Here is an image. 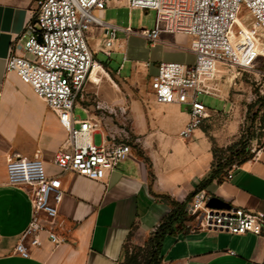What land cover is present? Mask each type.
<instances>
[{
  "label": "crops",
  "instance_id": "1",
  "mask_svg": "<svg viewBox=\"0 0 264 264\" xmlns=\"http://www.w3.org/2000/svg\"><path fill=\"white\" fill-rule=\"evenodd\" d=\"M35 2L0 0V264H122L127 244L144 247L172 211L170 201L187 202L208 178L214 162L212 143L201 127L187 139L180 136L190 121L188 105H158L152 94H143L145 102L132 104L128 115L132 153L115 170L102 181L61 172L53 161L64 149L67 132L32 87L16 73L6 71L11 44L32 17ZM127 4L128 0H122L113 8L132 10ZM108 24L117 28L112 48L125 52L118 34L129 36L134 31ZM105 41L102 28L94 27L88 33L95 68L84 91L95 93L96 89V95L109 106H120L126 97L115 101L103 98L100 83H112V78L116 82L137 79L146 86L148 79L157 74L158 65L150 75L148 62H136L131 76L122 79L123 64L112 73L95 59V53H102L111 60L112 52L109 57L105 54ZM190 41L185 36L162 34L150 46L162 45L180 55H193ZM123 60H128L126 55ZM95 77L98 82L90 87L89 81ZM81 106L94 119L90 107ZM36 156L42 160L47 175L60 182L63 198L58 206L57 234L61 243L55 247L46 234H41V246L32 249L25 259L14 250L32 221V191L8 185L6 164ZM202 191L232 209L264 218V141L246 161L236 165L230 177L226 174L207 182ZM160 260V264H264V231L261 235H233L201 230L197 224L189 229L185 224L176 235L165 237Z\"/></svg>",
  "mask_w": 264,
  "mask_h": 264
},
{
  "label": "built area",
  "instance_id": "2",
  "mask_svg": "<svg viewBox=\"0 0 264 264\" xmlns=\"http://www.w3.org/2000/svg\"><path fill=\"white\" fill-rule=\"evenodd\" d=\"M122 0H36L35 10L22 34L11 44L6 71L16 73L30 85L36 95L58 117L67 132L64 149L54 165L61 172H71L89 180L102 181L131 153L129 143L117 142L119 136L106 131L103 145L97 147L93 135L100 123L94 119L79 120L74 110L83 99L85 85L95 68L88 33L94 27L104 30L105 54L116 40L117 28L94 16V10L118 5ZM132 10L154 11L153 30L138 35L151 45L160 35L172 34L189 38L192 65L160 63L151 78L150 90L158 105L184 104L190 107V121L180 133L189 138L210 118L198 102L200 94L216 96L218 73L231 66L242 71L252 68L258 59L249 43H237L243 30L237 20L247 17V25L259 29L264 39V0H128ZM86 111V110H85ZM87 112V111H86ZM236 166L228 171L230 177ZM7 183L32 191V221L15 247V254L29 258L31 250L41 246L40 236L46 234L56 247L61 243L57 234L58 206L63 193L57 178H50L39 157L13 159L6 164ZM204 191L198 192L186 207L188 216L201 230L226 231L233 235L264 231L262 215L243 209H210Z\"/></svg>",
  "mask_w": 264,
  "mask_h": 264
},
{
  "label": "rangeland",
  "instance_id": "3",
  "mask_svg": "<svg viewBox=\"0 0 264 264\" xmlns=\"http://www.w3.org/2000/svg\"><path fill=\"white\" fill-rule=\"evenodd\" d=\"M114 5L104 10L93 11L94 16L103 22H112L117 26L129 27L134 31L129 36L123 33L118 34V40L124 41L125 52L112 48L110 50L111 60H108L102 53H95L96 61L107 65L112 73H115L123 64L120 78H129L132 66L136 62H148L151 66L150 75L155 73V65L160 63H194L193 55H180L179 51L162 45L152 47L149 42L138 35L141 30L154 29L156 19L154 11L113 8ZM247 20V17L244 20H237L238 26L244 32L241 37H237L234 32H231L230 36L233 42L249 43L250 51L256 54L258 59L253 63L252 68L246 71L231 66L221 68L217 76V97L204 94L198 96V102L203 104L210 113V118L202 124L201 128L208 132L212 150L215 151L218 160L228 158L230 154L227 149L239 142L249 150L248 156L258 150L264 141V105L253 107L248 113L249 107L254 105L259 97H264V39L259 29H253L245 23ZM124 55L128 59L125 62ZM89 82V86L93 87L98 79L95 77ZM150 82L151 79H148L146 86L137 79L116 82L112 78V83L107 80L101 82L99 91L103 98L115 101L121 96L126 97L124 104L120 106H109L96 95V89L95 93L84 91L80 105L78 104L74 110V116L79 120H88L90 116L81 105L85 108L90 107L88 109L94 120L101 124L97 133L93 135V141L97 147L103 145L104 128L119 136V143H132L128 117L130 106L134 103L145 102L143 94H151ZM188 108L190 110L189 106ZM185 224L192 229L196 222L186 217ZM134 247L138 246L131 242L127 244L130 253L133 252Z\"/></svg>",
  "mask_w": 264,
  "mask_h": 264
},
{
  "label": "trees",
  "instance_id": "4",
  "mask_svg": "<svg viewBox=\"0 0 264 264\" xmlns=\"http://www.w3.org/2000/svg\"><path fill=\"white\" fill-rule=\"evenodd\" d=\"M264 97H259L258 100L251 105L248 109V113L255 106H263ZM248 149L239 143L231 146L227 149L230 154L225 160H218L216 153L213 151L214 162L210 174L206 180H204L197 190L190 195L188 201L185 203H178L170 201L172 211L163 219V221L155 228L152 235L149 237L144 247H134L133 252H129L127 246L124 249V257L122 264H160V254L162 250V244L167 236L176 235L183 227L186 217H189L186 212V207L190 200L200 191L204 190L205 183H209L215 179H222L224 175L234 165H239L246 161L251 155H248ZM152 175V174H151ZM190 218V217H189Z\"/></svg>",
  "mask_w": 264,
  "mask_h": 264
},
{
  "label": "water",
  "instance_id": "5",
  "mask_svg": "<svg viewBox=\"0 0 264 264\" xmlns=\"http://www.w3.org/2000/svg\"><path fill=\"white\" fill-rule=\"evenodd\" d=\"M207 207L210 209H230L228 204L214 197L208 201Z\"/></svg>",
  "mask_w": 264,
  "mask_h": 264
},
{
  "label": "bare ground",
  "instance_id": "6",
  "mask_svg": "<svg viewBox=\"0 0 264 264\" xmlns=\"http://www.w3.org/2000/svg\"><path fill=\"white\" fill-rule=\"evenodd\" d=\"M222 71V70H221Z\"/></svg>",
  "mask_w": 264,
  "mask_h": 264
}]
</instances>
